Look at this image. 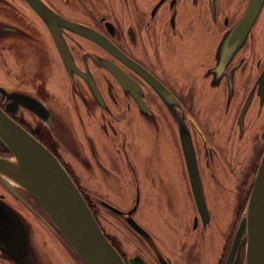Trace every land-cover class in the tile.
<instances>
[{
  "label": "flooded vegetation",
  "instance_id": "flooded-vegetation-1",
  "mask_svg": "<svg viewBox=\"0 0 264 264\" xmlns=\"http://www.w3.org/2000/svg\"><path fill=\"white\" fill-rule=\"evenodd\" d=\"M21 1L31 8L38 26L25 21L12 2L0 0L4 7L0 13V38L26 41L51 37L56 49V71L67 78V90L76 96V102L54 106L50 93L44 92L43 82L24 88V81L12 79L11 66L15 62L5 55L0 65L5 64L4 70L10 74L6 78L8 86L0 84L8 93L0 91V107L58 157L127 264H170L156 250L152 236L134 214L143 193L165 187L169 173L164 161L155 155L160 145L171 143L183 156V179L197 213L195 226L201 223L207 229L216 214L229 219L223 261L226 264L264 154V3L247 36L229 41L227 37L247 12L251 0H118L117 5L113 0H42L56 11V37L65 39L74 62L68 69L45 17L27 0ZM71 24L94 30L98 37L114 44L116 52ZM22 47V65L28 70L37 72L54 56L47 49L40 53L38 48L34 51ZM131 61L167 88L166 99L128 66ZM107 64L124 73L122 80ZM9 85H13L11 89ZM13 94L37 100L43 106L42 114L15 100ZM79 109L88 118L89 133L96 131L104 140L115 141L122 161L106 166L104 160L109 157L112 164L113 156L107 152L97 156L93 145L98 142L89 133L86 145H80L74 124ZM27 116L31 118L24 120ZM46 130L56 139V151L39 134H46ZM185 134L190 136L196 154L206 199L205 215L198 209L191 188L182 139ZM65 149L90 154L81 161L90 178V170L98 171L102 177H113L112 184L119 181L117 176H129L136 183L135 204L120 208L99 197L91 185L84 190L82 176V181L79 173L75 178L61 159ZM0 156H12L1 141ZM164 202L176 212L175 198H164ZM131 218L147 234L134 229ZM114 221L125 224L133 233L131 239L106 231ZM247 241L244 232L233 264H245ZM62 252L69 259L76 255L84 264L37 199L12 180L0 179V264H63Z\"/></svg>",
  "mask_w": 264,
  "mask_h": 264
},
{
  "label": "water",
  "instance_id": "water-1",
  "mask_svg": "<svg viewBox=\"0 0 264 264\" xmlns=\"http://www.w3.org/2000/svg\"><path fill=\"white\" fill-rule=\"evenodd\" d=\"M27 2L40 16L45 17L67 68L73 67L74 62L65 39L56 37V11L42 0H27ZM263 3L264 0H251L247 12L231 30L230 37H227L230 38L229 41L247 36ZM71 25L79 32L116 52L115 45L103 37H98V33L94 30L81 28L77 24ZM107 65L110 71L122 80L124 73L119 72L115 66ZM128 66L136 70L164 99L167 98V88L155 80L145 68L136 62L129 63ZM0 91L4 95L8 94L2 87ZM11 96L21 104L42 114V104L31 96L25 94ZM182 139L192 192L198 209L204 213L207 206L195 150L190 136L185 134ZM0 141L10 149L13 157L0 156V179L12 180L37 199L84 264H127L102 230L84 195L58 157L1 107ZM111 209L119 211L113 207ZM129 222L134 229L147 234L133 218ZM244 232L248 236L245 264H264V154L246 213L240 222L226 264H233Z\"/></svg>",
  "mask_w": 264,
  "mask_h": 264
},
{
  "label": "rangeland",
  "instance_id": "rangeland-1",
  "mask_svg": "<svg viewBox=\"0 0 264 264\" xmlns=\"http://www.w3.org/2000/svg\"><path fill=\"white\" fill-rule=\"evenodd\" d=\"M8 1L17 7L25 21H30L38 26L34 13L28 5L21 0ZM113 1L117 5L118 0ZM1 8H4L3 5H0V13ZM3 13L12 16L4 11ZM5 20L8 23L17 25L15 21L6 18ZM42 30L47 35L46 30L44 28ZM50 45L51 49L48 48ZM22 46L27 49L31 48L34 51H37L38 48L40 53L46 52L47 49L51 51L50 53L53 51L54 56H51L50 63L40 66L37 72L28 70L25 65H22L21 51H25ZM0 51L2 52L0 61L3 60L5 55H8L11 62H15L11 66L12 79L18 83L24 81V88L28 86L29 89L32 85H37V82H43L46 83V87H43L44 92L46 95L47 91L50 93L49 99L54 106L64 107L70 105L71 101L72 103L76 102V96L74 94L70 95L67 90V78L64 77L61 71H56V63L53 62V57H56V49L51 37H33L28 38L26 41L15 38H8L7 41L6 38H0ZM4 68L5 64L0 65V84L8 86L6 78L10 73ZM12 86L9 85V88L11 89ZM29 118L31 117L27 116L23 119L27 120ZM74 124L77 141L80 145H86V138L89 133L88 118L82 113L81 109L78 111V119L74 121ZM39 134L56 151L55 137H52L47 130L46 134L43 132ZM89 135L98 142V144L94 143L93 145L97 156L104 155L105 152L113 156L112 164L108 160L109 157L104 160L106 166L110 167L122 161L118 159L121 150L115 149V141L104 140L100 133L96 131L90 132ZM166 145H160L155 155L157 160L164 161L166 170L169 173L166 175L164 167L159 165L167 177L165 187H163V190L156 187L154 192H150V189H148L145 194H142L138 209L134 214L136 221L146 228L148 235H151L155 242L156 250L163 254L170 264H223L225 248L228 245L226 233L229 219H224L220 214H216L207 229L203 228L201 223L195 226L194 218L197 213L194 211L193 198L187 188L186 180L183 179V156L173 148L171 143ZM89 156L88 152L81 149L77 153L65 149L64 156L61 159L75 178L76 173H79L80 181L83 178V182L86 183L84 190H87V187L91 185L95 188L99 197L120 208L134 205L136 202V183L129 176H117L119 181L112 184L110 181L114 179L113 177H107L106 174L102 177L98 171L91 170L88 171V174H93V178L88 177L85 164L81 161L82 158ZM92 168L95 169L96 166L94 165ZM166 186L171 187L174 192H171ZM85 194L92 202V198L86 192ZM164 198H175L176 203L173 208H177L176 212L174 209L170 210L171 207L164 202ZM106 231L109 234L123 236L127 239H131L133 236V233L126 228L125 224L119 221H114ZM132 241L136 243L135 237L132 238ZM75 256L72 255L69 259L64 252L60 253L63 264H80L78 257Z\"/></svg>",
  "mask_w": 264,
  "mask_h": 264
},
{
  "label": "bare ground",
  "instance_id": "bare-ground-1",
  "mask_svg": "<svg viewBox=\"0 0 264 264\" xmlns=\"http://www.w3.org/2000/svg\"><path fill=\"white\" fill-rule=\"evenodd\" d=\"M8 158H13L12 156L8 157Z\"/></svg>",
  "mask_w": 264,
  "mask_h": 264
}]
</instances>
